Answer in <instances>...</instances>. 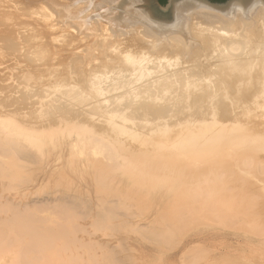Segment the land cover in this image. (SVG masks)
<instances>
[{
    "label": "bare ground",
    "instance_id": "6f19581e",
    "mask_svg": "<svg viewBox=\"0 0 264 264\" xmlns=\"http://www.w3.org/2000/svg\"><path fill=\"white\" fill-rule=\"evenodd\" d=\"M69 1L26 3L37 30L29 8L0 13V44L43 76L12 101L31 119L0 107V264H133L130 250L152 248L130 232L181 256L244 245L264 264V0H170L163 13L92 0L104 20L91 42L107 35L114 57L77 75L60 53L75 42ZM37 50L51 55L40 70Z\"/></svg>",
    "mask_w": 264,
    "mask_h": 264
},
{
    "label": "rangeland",
    "instance_id": "374dc122",
    "mask_svg": "<svg viewBox=\"0 0 264 264\" xmlns=\"http://www.w3.org/2000/svg\"><path fill=\"white\" fill-rule=\"evenodd\" d=\"M33 1L34 0H0V13H3V11H2L3 8H5V6L11 5V3H13L14 5H17L18 7L25 8L27 4L30 5V3H32ZM91 1L92 0H89L88 2L86 0H71L67 4V6H65L66 7L65 19H68L66 22L69 23V26L71 27L72 34L74 36L73 40H75V42L72 43L71 47L68 50H66L65 48H62L60 53L66 52L64 54L69 56L68 59H72L73 57L76 59L74 65L69 70V72L74 74V75H77L78 72H81V71L83 72L84 70L85 71H93V70L97 69L98 67H104L103 64L98 66L97 62H100V61L107 62L112 57H114V54L110 53V51L112 50L111 48H113L114 46L110 48V46H109L110 37H108L107 35L103 36V38L101 40H99L95 45L91 42L92 37L95 35V32L89 31L91 25H94V21L98 22V21L104 20V19H102V17L99 16L101 14V10L97 11L95 4L94 5L91 4ZM122 1H124V0H120L119 3L121 4ZM228 1H230V0H226L224 3H227ZM113 3H114V1H113ZM113 3L111 4L112 6H113ZM119 3L117 2L116 5H118ZM212 3L215 4V2H212ZM26 8L27 9L29 8L30 12H29V17L24 21V23L25 24H32L29 26H33L31 28H35L36 27L35 24L39 23V19L36 18L37 16H35L32 9H30L31 7H26ZM13 11L18 12V10H16V8H14V7H13ZM116 11H119V7L118 8L116 7ZM112 12H114V13H111L112 14L111 17L112 16L115 17L114 14H116V13L118 14V12H115V11H112ZM44 16H46V15H44ZM43 18H46V17H43ZM51 19H52V15H51ZM52 24H53V22H52ZM97 27L101 31V28L99 27V25H97ZM35 30H37V29L35 28ZM112 30H114V29H112ZM58 33L59 32L55 30V26L53 24L51 36L55 37ZM1 34H0V38L2 40ZM66 34H71V32L66 31ZM42 38L43 37H41V38L34 37V39H32V41L34 43H36V42L38 43L39 40H42ZM81 40H83V42ZM79 43H81V45ZM90 43H92V44H90ZM2 44L4 46H2ZM8 49H9L8 46L6 48V45L2 41V43L0 44V107L4 111H19V114L21 116H25L28 119H31L30 117H33L31 107H27V108L24 107L22 109H19L17 107V105H15V104H14L15 106L12 105V101L14 98H15L14 100H16L17 97L20 96V94L22 93L21 90H23V88H26L30 92L37 89L38 83L42 81L41 78L43 77V76H40V71H41L40 69L47 67V61H49V59L51 58V55L46 51L43 53H39L38 50L36 52H33L32 56H33L34 65L40 66V68L38 67L40 71H36V69H33L34 67H31V65H29V67H28L26 64H24V63L20 62L18 59H16L13 56L12 52H10V50H8ZM96 65H97V67H96ZM46 70H44L42 75H44L46 73ZM24 75L26 76V79H24ZM53 77L54 76H52V78ZM52 78H51V80H52ZM23 79L26 80V82ZM23 82L25 84H22ZM41 84L44 87V82L40 83L39 85H41ZM108 89H110V88H108ZM17 92H19V93H17ZM36 98L40 99V96L38 95ZM51 115H52V113L48 114V116L50 118H51ZM83 227L84 228L86 227L87 231H88V229H89V231L92 230L91 226H83ZM192 227L196 228V226H192ZM192 227H191V229H192ZM206 227H209V226H206ZM206 227H203V226L199 227L198 226L197 229H195V230L192 229L191 233L188 232L187 235L193 236L197 233L206 231L209 229V228L206 229ZM228 232H229V230H228ZM234 232L235 231L231 230L229 233H234ZM99 234L97 233L96 235H94V238L95 237L96 238L101 237L100 239H98L100 242H103V241L108 239V238H103L104 236H102V235L100 236ZM128 234L129 233H126L125 236L131 237L132 240H135V239L139 240V243L142 245V247H145L147 249L152 248L151 251H146L143 248H139L138 246H135V248L130 250L129 252L133 251L132 253H129L130 255L132 254V256L134 257V259H132L133 264H141V263L144 264V262H147L149 260V258H150V261H151V259H153V261H155L156 258L159 260V257L161 255H162V258L159 260L160 263H157V262H159L158 260H156V262H154V263L152 261L151 262L153 264H155V263H157V264H179V262L181 261L180 263H182V264H198L200 261L199 264H210L211 262H212L211 264H215V262H213V260L214 261L216 260L217 261L216 264H220V261H221V264H231L232 263L231 260L233 258H235L236 261L238 260V262L235 261V264L236 263L239 264L240 261H241L240 264H242V263L246 264L247 259L250 260L247 264H249V263L253 264V262H254V261H251L252 254H251L250 247L247 248L248 246H244V245H241L244 248L241 251L240 250H232V249L230 251H228V250L225 251L223 248L226 247L227 244H231V243L221 242L222 243L221 249L219 247L220 245L217 246L219 253H217L216 255H212L209 253L206 254L205 256L201 255V257L204 258L203 259L201 257H196L194 255L193 256H191V255L190 256H181L180 254L175 253L174 250H172L173 251L172 252L169 249H165V252H160V251H164L165 246H163L162 248H159V249L157 248L158 250H156V247L155 248L151 247L152 245L150 243H147V242L145 243L143 240H141V238L138 235L135 237L136 234L133 235V233H131V232H130L131 235L130 234L128 235ZM78 237H79V240H82L83 234L79 235ZM83 240L85 241L84 238H83ZM140 240H141V242H140ZM109 245H113V244L109 243ZM146 245H149V246L151 245V246L149 247ZM207 247L210 249H212V248L215 249V247H213V245H207ZM235 248H238V247H235ZM116 250H118L119 253L122 252V249L119 250L118 248H116ZM247 250H249V251H247ZM169 251H170V253H169ZM233 251H235L236 253ZM239 251L241 254L244 252L243 254L246 255V256H244L243 254L241 255V256H243V259L239 255L240 254ZM262 251H264V249ZM99 252L101 253L100 249H97L96 254H100ZM160 253H161V255H159V256L156 255V254H160ZM162 253L163 254L165 253L164 256ZM155 256H157V257H155ZM223 256H225V257L227 256L226 258L230 257L231 258V260L229 259L230 262L227 263L226 260H228V259H226L225 257H224V260H220V261L218 260V258L222 259ZM237 256L239 258L241 257L240 260ZM142 258H144V261L142 260ZM244 258H246V260ZM136 260H137V262H135ZM138 260H140V262ZM202 260H203V262H202ZM204 260L207 263H204ZM242 260H243V262H242ZM141 261H143V262H141ZM150 261H148L149 264H150ZM258 264H260V263H258Z\"/></svg>",
    "mask_w": 264,
    "mask_h": 264
},
{
    "label": "water",
    "instance_id": "95a60500",
    "mask_svg": "<svg viewBox=\"0 0 264 264\" xmlns=\"http://www.w3.org/2000/svg\"><path fill=\"white\" fill-rule=\"evenodd\" d=\"M206 1H208L209 3H212L211 0H206ZM150 2H151V5H152V8H154L157 12L163 13L164 8L167 7V5L169 4L170 0H167L166 4L163 5V6L160 5V3L157 0H150ZM215 4L221 5L223 3H215Z\"/></svg>",
    "mask_w": 264,
    "mask_h": 264
},
{
    "label": "trees",
    "instance_id": "16d2710c",
    "mask_svg": "<svg viewBox=\"0 0 264 264\" xmlns=\"http://www.w3.org/2000/svg\"><path fill=\"white\" fill-rule=\"evenodd\" d=\"M159 3H160V5H165L166 4V2H167V0H157ZM212 2H215V3H224L226 0H211Z\"/></svg>",
    "mask_w": 264,
    "mask_h": 264
}]
</instances>
